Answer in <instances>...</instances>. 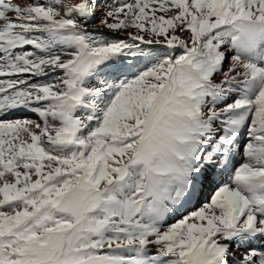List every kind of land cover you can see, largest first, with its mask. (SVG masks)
Segmentation results:
<instances>
[{"label": "snow or ice", "instance_id": "1", "mask_svg": "<svg viewBox=\"0 0 264 264\" xmlns=\"http://www.w3.org/2000/svg\"><path fill=\"white\" fill-rule=\"evenodd\" d=\"M253 239L264 0H0V264H264Z\"/></svg>", "mask_w": 264, "mask_h": 264}, {"label": "rangeland", "instance_id": "2", "mask_svg": "<svg viewBox=\"0 0 264 264\" xmlns=\"http://www.w3.org/2000/svg\"><path fill=\"white\" fill-rule=\"evenodd\" d=\"M14 3H21L23 5V0H13ZM66 3H71L73 0H65ZM102 7V5H101ZM101 15V10L98 8L96 12V18L93 22L89 24V30L92 31L93 29L99 28V18ZM102 31L106 34L104 38H113L115 36H120L122 38H126L127 34L125 32L121 33H109L107 29H102ZM143 47V45H142ZM155 47H161V46H155ZM182 53V50H176L175 52L171 53L172 55H180ZM150 66V65H149ZM144 65L141 64V68H143ZM19 114H16L18 113ZM29 118L33 120H37L39 122V118L32 112L25 111V110H18L13 112L8 118L15 119V118ZM244 137H241V144L244 141ZM241 157L237 156V160H240ZM227 174H225L223 177L220 176L218 172H213L208 180H201L200 183L196 185L195 190L187 195L186 199H183L182 203L174 207V211L169 214L168 217H166L167 223H174L178 221L179 219L183 218L184 215H188L191 211L196 210L199 206H201L203 203L208 202L210 195L214 192L215 188L223 181L227 180ZM254 246L248 245L245 241H236L233 244V249H238L237 255H239L240 252H243L245 248L251 247L255 248L257 251H259L256 248V245Z\"/></svg>", "mask_w": 264, "mask_h": 264}, {"label": "bare ground", "instance_id": "3", "mask_svg": "<svg viewBox=\"0 0 264 264\" xmlns=\"http://www.w3.org/2000/svg\"><path fill=\"white\" fill-rule=\"evenodd\" d=\"M16 114H19L16 113ZM246 243H248V245L250 243H254L256 245V248L259 250V251H264V241L260 240V239H253L251 241H245Z\"/></svg>", "mask_w": 264, "mask_h": 264}]
</instances>
